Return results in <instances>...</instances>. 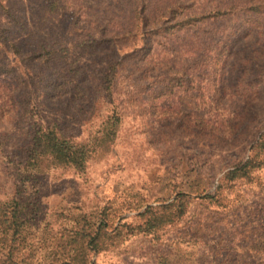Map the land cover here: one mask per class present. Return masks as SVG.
Returning <instances> with one entry per match:
<instances>
[{
    "label": "rangeland",
    "instance_id": "1",
    "mask_svg": "<svg viewBox=\"0 0 264 264\" xmlns=\"http://www.w3.org/2000/svg\"><path fill=\"white\" fill-rule=\"evenodd\" d=\"M114 107L118 134L96 148ZM36 124L96 149L83 173L38 162L20 199L41 211L20 241L0 227V264H57L76 218L104 210L109 231L128 226L88 263H264L249 251L264 238V0H0V218ZM178 199L176 223L130 229Z\"/></svg>",
    "mask_w": 264,
    "mask_h": 264
},
{
    "label": "trees",
    "instance_id": "2",
    "mask_svg": "<svg viewBox=\"0 0 264 264\" xmlns=\"http://www.w3.org/2000/svg\"><path fill=\"white\" fill-rule=\"evenodd\" d=\"M121 122L122 116L114 107L112 114L106 118L102 125L103 129L99 132L101 133L100 137L94 141L96 148L115 140ZM96 148L91 143H76L73 139L63 136L55 124L50 126L34 125L30 146L26 151L22 168H19L17 173L18 193L10 204L6 206L7 208L3 211L0 218L2 232L6 236L10 235L12 240L17 242L21 240L24 231L32 227L36 222L41 211L38 203L23 201L20 196L23 194L21 190H25L29 183L34 186L41 183L40 175L37 171L39 161L48 160L54 165L68 167L83 173ZM259 167L260 164L251 157L227 172L223 181L231 183L247 178L252 171ZM183 195L186 196L185 194H180V196ZM188 204L187 201L180 199L178 205L173 204L175 206L174 210L170 209L173 205L162 207V209H155L149 206L141 214L143 217L148 216L146 221L130 229L148 233L162 225H172L187 214ZM110 213L109 210H104L95 218L86 215L78 216L76 218L77 227H74L71 236L62 244L63 246H60L62 255L55 260L56 263L92 264L87 262L88 253L102 250L103 238L107 233L112 234V232L115 233L120 228H127L128 226L119 224L112 231H109ZM249 251L261 257L264 261V238L255 241Z\"/></svg>",
    "mask_w": 264,
    "mask_h": 264
}]
</instances>
